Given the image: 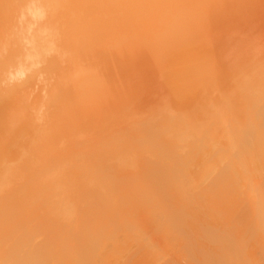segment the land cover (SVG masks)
I'll list each match as a JSON object with an SVG mask.
<instances>
[{"label":"bare ground","instance_id":"bare-ground-1","mask_svg":"<svg viewBox=\"0 0 264 264\" xmlns=\"http://www.w3.org/2000/svg\"><path fill=\"white\" fill-rule=\"evenodd\" d=\"M0 264H264V0H0Z\"/></svg>","mask_w":264,"mask_h":264}]
</instances>
